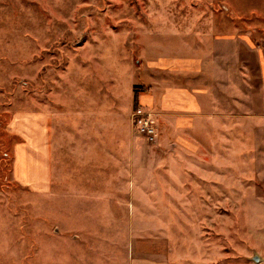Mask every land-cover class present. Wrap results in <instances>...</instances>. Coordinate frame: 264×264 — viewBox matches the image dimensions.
<instances>
[{
  "label": "rangeland",
  "instance_id": "1",
  "mask_svg": "<svg viewBox=\"0 0 264 264\" xmlns=\"http://www.w3.org/2000/svg\"><path fill=\"white\" fill-rule=\"evenodd\" d=\"M213 49L214 70L191 76L202 90L214 79L213 114L173 142L158 122V140L144 142L142 176L160 181L151 190L162 199L117 220L136 225L138 256L164 264H264V0H0V111L13 100L38 109L51 93L53 106L72 110L85 89L106 100L117 88L123 97L134 91L132 110H152L158 121L140 101L150 66L205 60ZM6 150L0 141V159ZM63 237L62 264L132 253L94 239L122 244L128 234L93 235L80 249L76 234Z\"/></svg>",
  "mask_w": 264,
  "mask_h": 264
},
{
  "label": "crops",
  "instance_id": "2",
  "mask_svg": "<svg viewBox=\"0 0 264 264\" xmlns=\"http://www.w3.org/2000/svg\"><path fill=\"white\" fill-rule=\"evenodd\" d=\"M212 51L211 57L204 52L205 60L170 58L150 66V94L140 101L155 109L169 141L189 137L200 117L216 108L213 77L212 87L203 90L191 77L214 70L218 59ZM87 90L76 94L80 99L72 110L53 106L51 93L38 109L20 108L13 100L0 111V120L7 119L0 141L10 161L7 169L0 163V264H62L64 234H76L72 247L80 249L93 235L111 233L128 234L129 240L94 239L116 254L132 253L122 261L113 255L81 259L84 264H164L138 256L136 225L117 220L136 218L144 202L162 199L151 190L160 181L142 176L146 139L131 121L134 91L128 98L116 88L99 100ZM52 222L60 234L50 233Z\"/></svg>",
  "mask_w": 264,
  "mask_h": 264
},
{
  "label": "built area",
  "instance_id": "3",
  "mask_svg": "<svg viewBox=\"0 0 264 264\" xmlns=\"http://www.w3.org/2000/svg\"><path fill=\"white\" fill-rule=\"evenodd\" d=\"M132 121L136 131L148 142H156L159 138V126L153 111H148L142 107L137 108L132 113Z\"/></svg>",
  "mask_w": 264,
  "mask_h": 264
},
{
  "label": "trees",
  "instance_id": "4",
  "mask_svg": "<svg viewBox=\"0 0 264 264\" xmlns=\"http://www.w3.org/2000/svg\"><path fill=\"white\" fill-rule=\"evenodd\" d=\"M142 90V89H141ZM145 90H143L140 94H143V92H144ZM139 93V92H138ZM139 95V94H138ZM3 121V120H2ZM1 120H0V130H2V129H4V126H3V122H2ZM3 156H7V154H6V151L3 153ZM0 163H2L3 165H5V167L4 168H2V169H7V167L9 166V163H10V161H9V159L7 160V159H5V158H1L0 159Z\"/></svg>",
  "mask_w": 264,
  "mask_h": 264
},
{
  "label": "water",
  "instance_id": "5",
  "mask_svg": "<svg viewBox=\"0 0 264 264\" xmlns=\"http://www.w3.org/2000/svg\"><path fill=\"white\" fill-rule=\"evenodd\" d=\"M254 261H255L256 263H258V258H257V257H255Z\"/></svg>",
  "mask_w": 264,
  "mask_h": 264
}]
</instances>
